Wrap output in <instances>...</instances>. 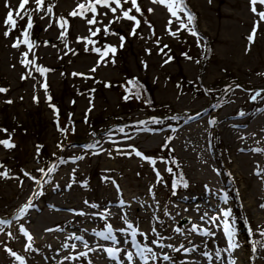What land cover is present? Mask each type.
Segmentation results:
<instances>
[{"label": "rangeland", "instance_id": "374dc122", "mask_svg": "<svg viewBox=\"0 0 264 264\" xmlns=\"http://www.w3.org/2000/svg\"><path fill=\"white\" fill-rule=\"evenodd\" d=\"M5 2L0 0V88L8 91L0 93V129L7 131H0V140L10 138L16 147L7 149L0 145V171H8V178L0 177V219L11 221L0 228V264H20L7 249L24 257L26 264H144L135 255L129 223L138 229L136 242L151 247L157 254L148 264H228L230 258L236 264H264V248L260 247L264 237L259 234L264 231V208L260 207L264 204V154L235 153L227 127L219 124L217 134L209 117L182 121L193 113L208 109L222 113L228 107L243 104V109L257 112L249 126L255 134L244 139V143L264 149V22L257 29L251 50L246 51L247 37L259 19L250 11L249 0H186L197 18L196 30L202 37L199 42L187 31H177L175 22L171 29L177 31V36L168 34L170 14L164 6L153 5L150 0H138L144 16L132 13L141 20L135 36L130 35L134 22L126 19L112 23L106 35L104 26L115 19L110 12L107 16L97 15L102 24L88 25L85 19L69 15L78 0H45V9L51 5L54 8L52 13H31L33 27L28 31L35 46L28 59H35V66L28 68L20 62L27 46L22 43L20 48L12 47L17 38L24 39L27 17L16 18L17 28L5 37L4 20L9 10ZM7 2L13 9L19 4V0ZM256 7L257 11L264 10L259 3ZM34 8V0H30L26 9ZM147 8L154 11L149 13ZM97 9L99 13L107 11L100 6ZM86 15L91 18L92 13ZM59 17L68 21L63 37L61 32L65 30L58 26ZM89 27L101 29L91 37L94 44L81 39L90 37ZM120 36L125 37L122 48ZM107 45L115 46L117 51L115 55L109 52L101 61L93 49L103 52ZM184 53L193 59H187ZM169 57L172 59L165 63ZM36 66L50 71L41 75L35 71ZM29 71L32 76L22 79ZM44 82L58 114L49 106L41 86ZM228 85L232 87L225 92ZM257 91H261V96L252 101L250 96ZM145 97L150 100L149 106L142 102ZM9 100L12 103H6ZM153 118L161 123H152ZM145 121L148 123H141ZM65 128L68 131L63 133L60 129ZM120 128H124L123 133ZM97 141L95 149L87 147ZM166 143L167 148L163 147ZM133 149L155 159V166L137 157ZM53 164L57 167L47 176L38 171L43 168L47 172ZM222 166L231 170L230 175L219 170ZM167 167L173 172L168 173ZM154 168L163 182L158 183L160 178ZM257 170L261 171L260 176L256 175ZM25 172L47 182L37 184ZM75 179L77 182L61 194L54 193L57 185L66 186ZM184 183L188 186L184 187ZM199 197L202 199L196 203L201 206L196 211L184 201ZM125 198H129L127 204L112 205V210L104 213L107 220L102 218L101 205L107 200L120 202ZM29 201L32 207L17 220L18 211ZM44 203L62 204L64 209L38 211ZM228 209L233 213L239 247L224 252L228 238L221 221L222 211ZM79 212L85 215H77ZM205 212L209 217H221L216 222L219 227L208 217L201 220ZM107 224L112 225L115 240L95 235L107 231ZM21 225L33 237L32 250H25L29 241L19 231ZM193 225H198V231H191ZM249 226L253 235H249ZM153 227L164 238L161 244H183L195 251L175 252L153 244V239H159L152 232ZM176 228H181L182 233L174 231ZM204 229L215 235H202ZM141 232L147 234V240ZM73 234L83 236L88 248L81 241L68 238ZM72 242L75 248L71 247ZM65 244L69 247L64 248ZM108 248L123 251L114 259L106 251ZM218 249L220 258L216 257ZM129 251L133 253L131 261L126 255ZM81 252L88 255L79 256ZM205 252L211 253V262L203 255ZM164 254L172 257L171 262L163 260ZM65 256L78 259L65 260Z\"/></svg>", "mask_w": 264, "mask_h": 264}, {"label": "snow or ice", "instance_id": "6c2138e0", "mask_svg": "<svg viewBox=\"0 0 264 264\" xmlns=\"http://www.w3.org/2000/svg\"><path fill=\"white\" fill-rule=\"evenodd\" d=\"M30 0H19V4L18 6L13 9L10 5V3L5 2V8H8L9 10L6 13L5 16V20H4V25L6 28V31L4 32V36L8 37L11 32L17 28V19H24L25 16L27 17V24H26V28L23 30L22 35L24 37L23 40H21L20 38H17L16 41L12 44L13 48H20L21 44L23 43L24 45L27 46V51L22 53V59H21V64H23L26 68H28L29 66H35V59L33 60H29L28 56L30 52H33V48H34V43L29 39L30 33L28 30L32 29L33 27V18L31 13L32 12H37L39 13L40 11H46L48 13H52L54 5L48 6L45 9V0H34V3L36 5V8L34 9H26V6L29 4ZM150 2L153 5H161L164 6L168 13L170 14V18L168 20V24L166 25V29L168 31V34L172 35V36H177V31H187L190 35H192L193 37H197L198 38V42L199 39H202V37L199 36L198 31L196 30V16L195 14L190 10V8L187 5L186 0H150ZM250 3V11L255 14L256 16L259 17L258 20H256L254 22V27L252 29V32L250 33V35L247 37L248 41H249V47L246 49V51H250L251 50V44L254 43L255 41V37L257 34V29L259 28L260 24L262 22H264V10L261 11H257V4L259 3L260 5L264 6V0H249ZM130 4V7L125 8V5ZM115 5V6H113ZM97 6H100V8L102 9H106L107 11H104L103 13H99ZM118 11L121 12V15L117 16L115 15ZM133 11H135L136 13H139L140 16H144V11L142 10V6L141 4L138 2V0H85V2H79L77 3V7L69 13L70 16L72 17H81L83 19L86 20V23L88 25H96L98 23H103L102 20L98 21L97 20V15H104L107 16L110 13L113 14V16L115 17L114 20L110 21L109 25H105L103 28L104 33L107 35L109 34V28L111 27L112 23L118 22L119 20L122 19H126L128 21H132L134 22V26L132 27L131 33L130 35L135 36L137 35V28L140 27L141 25V20L136 16L133 15ZM154 9L153 8H147V12L151 13L153 12ZM87 13H92L91 18L87 17ZM181 13H183V15H181ZM41 19H44L43 16L40 17ZM174 18V19H173ZM58 20V26L61 29H64L65 31L61 32V36H65L66 33V29H67V25H68V21L67 19L63 18V17H59L57 18ZM178 24V29L177 31H172L171 29V25L173 23ZM144 23L148 25V27L151 29L152 25L145 19ZM49 27H51V24H49ZM89 32H90V37H84L81 38L82 40L86 41L87 44H94L95 41L93 39H91V37H95L97 36L101 29L100 28H95L93 30V28L89 27ZM116 35V33H111ZM154 30H153V35H154ZM121 43H120V47L122 48L124 46V41H125V37L124 36H120L119 37ZM157 44H159V40L156 41ZM167 45H164V48H167ZM87 50V49H86ZM96 53L100 54V58L101 61L104 60V58L108 55V53H112L113 55H115L117 48L115 46L112 45H107L105 50L102 52L100 48H94L93 49ZM206 51H210V49H205ZM149 52L150 54V50H146ZM160 51L163 53L164 49L161 48ZM67 54V53H66ZM34 55V53H33ZM166 55V53H165ZM187 59L191 60L193 59L192 57L188 56L187 53L183 54ZM172 58L169 57L168 60H165V63H168ZM199 60H196V63H199ZM99 66V65H97ZM146 66V65H145ZM35 71L40 73L41 75L47 73L48 71H50L47 68H44L42 66H36L35 67ZM92 71H95V68L92 69ZM73 76H77V75H82L79 73H73ZM264 75V74H262ZM32 76V72L29 71V73L22 77V79H27L28 77ZM34 78V77H33ZM129 84H134L133 81H129ZM46 93V99L49 102V106L53 108L54 112H56L58 114V110L55 109V106L51 104V99L52 97L50 95H47V88L48 85L46 82L42 83L41 85ZM137 86L138 85H134ZM232 87V85H228L225 89V92L228 91V89H230ZM237 88L241 87L240 85H236ZM8 89L5 88H0V93H5L7 92ZM126 91H130V89H127ZM264 91V90H261ZM261 91H257L255 94L250 96V99L252 101H255L257 99V97L261 96ZM135 96L137 99L140 98V94L139 92L135 93ZM129 97L126 95L124 97L125 100H127ZM262 99H264V97H261ZM35 102H39L38 97L34 96L33 97ZM147 103H150V101H146ZM6 103H12L11 100L6 101ZM88 111H91V108H89ZM239 115L243 116L245 115L243 112L239 113ZM87 122V121H86ZM141 123H148V122H141ZM152 123H156L159 124L161 123V121L153 118ZM210 124L215 125L216 124V120H211L209 121ZM63 133H66L68 130L67 128L65 129H60ZM141 130H147V129H137V131H141ZM0 131H7L6 129H0ZM119 131L121 133L124 132V128H120ZM129 139L131 137H128ZM99 143V141H97L94 144H90L87 145V147L89 149H95L96 145ZM0 145H3L5 148L7 149H12L15 148L16 145L14 143L11 142L10 138L9 139H5V140H0ZM38 146V150H39ZM163 147L167 148L168 144L166 143ZM253 152H259L264 154V149L262 148H254V149H250ZM122 151L120 149L117 150ZM241 151H243V149H241ZM134 154L137 157H140L142 159L148 160L153 166H155L156 164V160L152 159L150 157L144 156L143 153H141L139 150L137 149H133ZM124 154H130V153H124ZM84 157H78L77 159H83ZM165 164H167V161H163ZM173 163H175V161H173ZM57 165L53 164L51 168H49L47 170V172L45 171V169L41 168L38 169L39 172L43 173L45 176L48 175L49 172L55 171ZM259 168V166H257ZM0 168H3V165L0 164ZM154 170L156 171V175L157 177H159L160 179L158 180V183L163 182V178L160 176V172L158 170H156L154 168ZM168 173H172L173 169L171 167H167L165 169ZM24 175L29 176L30 179L34 180L35 183L37 184H41L42 182H47V181H42V179H37L36 177H32L30 175V173L25 172ZM256 175L260 176L261 175V171L257 170ZM0 177H4V178H8V171L5 169L4 171H0ZM181 181H177V183H180ZM184 187H187V183L183 184ZM68 187H71V185H69ZM173 187H175V184L173 185ZM36 195H39V193H37ZM224 202L227 203L228 201V196L227 194H225V196L223 197ZM85 203H87V201H85ZM123 201H120L121 206H123ZM32 207L31 201H29V203H27L26 205H24L17 213V220H19L28 210V208ZM92 207H98L97 205H92ZM261 208H264V204L260 205ZM74 211V210H73ZM77 215H85V213L83 212H79L76 213ZM166 215L168 214L167 212L165 213ZM102 218L107 220V215L105 214H101ZM222 216L224 217V219L221 221L222 223V230L223 233L227 236L228 238V247L223 249L222 251L224 252H228L231 249L237 248L239 247V245L235 242V236H236V227H235V220L233 218V213L231 211V209L228 210H223L222 211ZM205 217H208V220L214 225L219 227V225L216 224V222L218 220L221 219L220 216L217 215H213V216H208V213L205 212L203 216H201V220H204ZM247 223V221H246ZM5 224H11V221H5L0 219V228H2L3 225ZM128 229H131V237L133 240V243L136 246V253L135 255L138 256L141 260L144 261V264H148L149 259L155 260L157 258V254L153 251V249L147 245L141 246L138 242H136V237H137V232L138 229L133 228L132 224H128ZM19 231L21 233H23V235L25 237H27L29 243L26 245L25 250H32V244L31 241L33 240V237L31 236V234L24 228L23 225L20 226ZM48 231H52V229H48ZM120 231H125L124 229H120ZM174 231H176L177 233H182V229L181 228H176L174 229ZM192 232H196L198 231V225H193ZM152 232L155 233V235L159 238V239H153L152 243L158 245L160 248H171L173 251L175 252H180L182 249L184 252L186 253H190L192 251H195V248H185L183 244H181L179 247H174L171 244L168 245H163L160 243L161 239H164L163 237H160V234L158 232H156L155 227L152 228ZM248 232L249 235H253V229L251 228V226L248 227ZM201 234L204 236H214L215 233L208 230V229H204L201 231ZM260 236L264 237V231H261ZM9 236H11V232L8 233ZM95 235L102 238L103 240H115V236L113 235V227L111 224H107V231H99V232H95ZM141 236L144 237L145 240H147V234L146 233H140ZM69 239H75L77 241H81L84 245L85 248H88V242L84 240L83 236H78V235H71L68 237ZM259 243V242H257ZM64 248L69 247V245L65 244L63 245ZM72 248H75L76 245L73 244L71 245ZM260 247L264 248V244H260ZM95 249H89V251H94ZM256 246L254 244L253 246V251H256ZM8 253L15 257V259L17 261L20 262V264H26L24 257L18 255L16 252L12 251L11 249H7ZM106 251L108 252L109 256H111L112 258H116L117 254L121 251H123V249H119V248H108L106 249ZM220 252L221 250H217L216 252V257L220 258ZM88 253L87 252H81L79 253V256H87ZM127 259L129 261H131L133 259V253L132 252H127ZM204 256H206L209 260V262H211L212 260V255L211 253L205 252L203 253ZM163 260L165 261H169L171 262L172 257L169 256L168 254H164L163 255ZM65 260H69V259H78V257H71V256H65L64 257ZM222 259V258H221ZM228 264H236L234 259H229Z\"/></svg>", "mask_w": 264, "mask_h": 264}, {"label": "bare ground", "instance_id": "6f19581e", "mask_svg": "<svg viewBox=\"0 0 264 264\" xmlns=\"http://www.w3.org/2000/svg\"><path fill=\"white\" fill-rule=\"evenodd\" d=\"M242 107H243V104H241L240 106L237 105L236 108L228 107L222 113H218L216 111L208 109V110H205L206 112L202 111L199 113H193L189 115L188 117L183 118L182 121L183 122L200 121L201 118L205 116L209 117L211 120L214 119L216 120V124L212 126L216 128L217 134L220 133V129L218 126L219 124H223L224 126L227 127L229 134L233 138V145H234L233 151L235 153L249 152L251 151L250 149H254V147L251 144L244 143V139L255 134V129H251L249 126H250L251 119L254 118L257 112L251 109H243ZM241 112H243L245 115L243 116L239 115V113ZM246 127H248V129L244 130L243 132L241 129L246 128ZM241 149H243V151H241ZM219 170L223 171L224 174H226V176L230 175L231 173V170L226 166L220 167ZM239 178L243 179L241 176ZM74 182H77V179L70 181L69 184H67L66 186L57 185L56 188L54 189V193L61 194L64 190L69 188L68 187L69 185H72ZM231 185L232 187L235 186L233 184ZM201 199L202 198L200 197L199 198H187L184 201L189 204V207L191 210L196 211L197 209H199V206H201L200 204H197L196 202H198V200H201ZM122 201L124 202V204H127V202L129 201V198L128 199L125 198ZM118 204L121 205L120 202H116L113 200H107L105 204L101 205L100 212L104 214L108 211H111L112 210L111 206L112 205L116 206ZM63 207L64 206H62V204L44 203L42 206L39 207L38 211H43L45 209L61 211V209H64ZM69 209L72 210V208H66V210H69ZM71 244L73 245L75 243L72 242ZM43 255L45 256V254Z\"/></svg>", "mask_w": 264, "mask_h": 264}, {"label": "trees", "instance_id": "16d2710c", "mask_svg": "<svg viewBox=\"0 0 264 264\" xmlns=\"http://www.w3.org/2000/svg\"><path fill=\"white\" fill-rule=\"evenodd\" d=\"M146 101H150V100H149L148 98H146V97H145V99H142V102H145V104H146L147 106H149L150 104H148ZM147 106H146V107H147Z\"/></svg>", "mask_w": 264, "mask_h": 264}]
</instances>
